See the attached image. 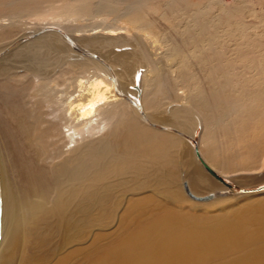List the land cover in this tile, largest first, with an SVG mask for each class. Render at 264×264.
<instances>
[{"label": "bare ground", "instance_id": "1", "mask_svg": "<svg viewBox=\"0 0 264 264\" xmlns=\"http://www.w3.org/2000/svg\"><path fill=\"white\" fill-rule=\"evenodd\" d=\"M160 3L158 9L169 21L172 22V18L176 15V19L192 22L194 27L187 26L186 29L190 34L194 32V36L190 37L194 44L189 45L184 41L174 42L165 50L166 55L182 58L189 48H193V51L201 49V59L205 61L209 58L213 45L219 43L216 40L217 34L211 35L210 28L224 23L223 18L229 21L234 16V11L239 10V7L229 10V6L221 3L212 5L209 0H170V2L160 0ZM4 5L13 9L15 0H6ZM145 5L146 0H96L95 4L91 5L88 2L79 4L74 2L70 15L62 16L54 12L45 14L36 21L40 22L45 16H50L53 19H63L64 22H80L93 18L104 20L106 17L109 22L131 25L154 23L146 21ZM147 5L152 6L151 3ZM26 9H30V5ZM29 11L17 10L16 14L11 11L0 16V20L9 23L7 27H1L0 39L9 40L14 35L11 28H17L21 23H30L31 19L20 21L24 20V15ZM212 15L213 19L210 20ZM247 18L244 16L240 22L248 23L245 21ZM228 27L231 33L227 37L228 42L223 53L230 54L229 62L233 67L234 62L241 59L239 54L243 46L238 39L241 29L236 23H229ZM118 29H123L125 33L132 35L129 29ZM115 30L111 29L109 33L107 32L109 37H84L80 43L86 49L95 50L103 57L106 56L104 58L110 65L107 67H112L117 77L119 94L113 92V84L108 81L110 71L103 70L100 64L91 59H86L83 63L74 62L76 60L68 61L66 57L55 54V58L49 62L39 56L30 63L32 68L27 67V75L11 73L13 69L10 66L35 54L32 51V54L29 53L30 48L36 42L41 45L42 37L26 45L24 43L15 45L16 41L13 42L9 45L11 48H6L9 53L0 58V74L14 81L13 85L4 87L6 93L0 97L2 100L0 115L2 113L5 115L6 118L3 119L6 122L3 121L6 125L3 126L2 119L0 123L2 127L6 126L4 136L19 159L16 161L17 166L15 161L13 162V168L19 171V180L14 179L18 191L13 194L10 188L7 193L3 190V208L0 185V264H36L44 257L52 242H56L58 247L76 242L78 232L86 226L85 223L93 219L92 212L95 209L109 211L112 198L121 190L137 192L150 189L169 200H174L179 197V183L183 179L195 195L207 190L219 189L202 169L204 168L214 179L217 177L209 173L201 163L202 160L214 170L213 166L221 160L216 154L214 139L207 138L205 147H199L196 152L192 145L186 142L175 139L176 141L172 143L174 147H171L166 144L167 142H160L150 133H139L142 127L138 121L140 113L138 104L154 122H158V119L166 113V107L164 114L159 110L158 95L169 94L173 88L162 85L165 80L161 83L159 72L151 60L153 56L151 52L148 49L144 50L137 44L138 42L131 48L125 45L123 41L125 37L112 36L117 35L114 34ZM256 45L260 48L261 42H256ZM220 56L221 54L215 53L212 60H217ZM251 59L253 61L251 68L264 76V65H262L264 57L253 54ZM144 62L149 64L150 70L148 73L144 70L142 74L138 72V66ZM46 63L52 65L49 66V71L45 69L48 67L44 66ZM89 69L92 70L93 79L87 80L88 84H86L85 77L78 78V74H86ZM211 69L213 68L209 67L207 70ZM186 74L183 69L179 72V76ZM134 75L137 79H134ZM213 75L214 73L211 72V76ZM34 80L37 83L49 81L56 86V89L63 85L67 87L53 94V97H50L53 100L48 98L44 103L41 99L33 105H28L25 103L28 97L25 100V96L29 85L34 84ZM222 86H227V82L223 81ZM128 95L132 97L129 98ZM222 100L229 101V98ZM189 101L191 104L199 105L196 108L192 107L193 110L186 105L171 107L166 123L186 129L192 127L191 135L198 129L199 123L202 141L206 122L214 123L215 114L202 96ZM177 102L171 100L168 104ZM2 107H5L6 111L2 110ZM193 116L197 117V122ZM104 131L105 135L94 142L85 139L93 138L94 135ZM79 141L84 142L78 145ZM29 146L32 148L40 146V150L33 154L28 165L25 150ZM11 147L8 148V153ZM194 156L201 158L199 162L203 168L195 163ZM42 157H46L52 165L49 173L45 172L43 167L41 169L33 167V161L38 164ZM15 176L17 177L16 174ZM212 197L213 195L208 199ZM42 202L47 204L46 208L39 205ZM147 211L148 209L141 207L140 202H133L125 217L127 224L140 226ZM246 226H249L248 233L243 234L246 243L260 245L264 240V214L241 223L238 228ZM231 229L232 227L226 223L191 228L190 240L204 243L206 250L214 254L217 250L237 247V239L228 238ZM157 231L160 236L172 237L178 233L173 225H167L163 229L157 228ZM154 234L155 232H147L144 234V239ZM137 245L138 243L127 242L122 246V250L119 249L120 253H112L109 259L120 260L124 264L120 256Z\"/></svg>", "mask_w": 264, "mask_h": 264}, {"label": "rangeland", "instance_id": "2", "mask_svg": "<svg viewBox=\"0 0 264 264\" xmlns=\"http://www.w3.org/2000/svg\"><path fill=\"white\" fill-rule=\"evenodd\" d=\"M5 1L0 0V16L11 11L16 14L17 10L18 12L30 10L24 15V20L20 21L24 22L31 19V22L21 23V26L11 28L14 35L12 34L13 36L9 40L0 39V58L9 53L7 49L11 48L9 45L15 41V45H23V43L26 45V43L28 44L41 37L42 42L44 41V44L40 42L41 45L36 44L38 42L33 43L34 45L30 48L29 53L32 54L33 52L36 55L34 54L33 58L27 56L28 58L25 57L21 59L22 61L20 60V62L10 66L13 69L10 71L11 73L27 75V67H30L33 59L39 56L40 58L44 57V61L49 62L57 55L66 57L68 61L76 60L74 62L81 61L82 63L86 59H91L100 64L103 70L110 71V76L107 77L108 81L113 84V92L119 94L117 92V77L113 68L107 67L110 65L104 58L106 56L103 57L95 50L86 49L80 43V40L84 37H109L107 32L109 33L111 29H117L114 33L117 35H112L113 37L123 36L125 37L123 39L124 44L130 48L138 42L137 44L144 50L148 49L151 52V55H153L151 60H153V65L159 72L161 83L162 80H165L162 85L173 88V91L169 94L158 95L159 110L163 114L166 107V113L158 119V122H154L144 108L138 104L140 110L138 121L142 127L139 133H150L157 140L167 142L166 144L171 147H174L172 143L180 140L191 144L196 152L199 147H205V142H208V139L211 138L215 140L216 154L221 158L213 166L214 170L211 168L220 177V180L217 178L216 180L204 170L199 162L201 158L194 156L195 163L203 168L204 174L219 189L207 190L200 195H195L190 191L186 180L183 179L179 183V197L174 200H169L150 189L137 192L121 190L116 194V197L112 198L109 211L95 209L92 212L93 219L85 223L86 226L78 232L76 242L59 247L56 242H52L44 257L37 263L122 264L120 260H110L109 256L115 252L120 253L119 249L122 250L125 243L134 242L138 245L129 251H125L120 256V259L123 258L124 264H264V240L260 245L247 244L243 234L248 233L247 229L250 225L238 228L241 223L264 214V76L256 73L251 68L253 66L251 59L253 54L264 57V0H209L212 5L221 3L229 6V10L233 7H239V10L234 11V16L229 21L223 18L224 23H219L218 27L210 28L211 35L217 34L216 40L219 43L213 45L207 61L201 59V49L193 51V48H189L182 58L166 55L165 50L174 42L184 41L189 45H193V40L190 37L194 36V32L190 34L186 29L187 26L194 27L191 24L192 22L179 20L180 18L176 19V15L172 18V22L169 21L163 12L158 9L161 6L160 0H146L145 19L154 23H139L136 25L109 22L106 17H104V20L93 18L80 22H64L63 19L59 20L45 16L42 21H36L37 18L54 12L62 16L70 15V9L74 2H78V4L88 2L91 5L95 4L96 0H15L13 9L4 5ZM148 3H151L152 6H148ZM28 5H30V9H26ZM244 16L248 17L245 20L248 23L240 22ZM212 19L213 15L210 20ZM229 23H236L240 26L241 31L239 30L238 39L243 46L239 54L241 59L235 61L233 67L229 62L230 54L223 53L228 42L227 37L231 33L230 27H228ZM8 24L6 20H0V31L1 27H7ZM118 28L129 29L132 35L130 36L128 32L125 33L123 29ZM132 37H135L137 41ZM136 37L139 38L140 42ZM256 42H261L260 48H258L259 45H256ZM115 48L113 49L115 50ZM215 53L221 54V56L217 60H212ZM44 66H48L44 68L49 71V66L52 65L46 63ZM209 67L213 69L207 70ZM182 69L187 73L186 76H179ZM144 70L147 73L150 70L147 62L138 66L139 73L143 74ZM210 71L214 73L213 76H211ZM135 75L134 79H137ZM1 76L0 74V97L6 93L3 90L4 87L14 83L13 79L10 81L6 76ZM79 76L85 77L86 84H88L87 80L93 79L91 69L86 74H78V78ZM223 81L227 82V86H222ZM52 85L53 83L49 81H39L37 83L34 80V84H30L27 94L25 93L27 95L25 100L28 97L25 103L33 105L41 99L45 103L58 90L67 87L63 85L56 89V86ZM198 96L204 98V102L209 104L213 109V114H215L214 123L206 122L202 141L200 139L199 123L197 125L198 129L193 131V135H191L192 127L186 129L179 125H167L166 123L171 107L186 105L193 110L199 104H191L189 99ZM226 97L229 98V101L222 100ZM171 100L178 102L168 104ZM207 100L212 104L208 103ZM0 101L1 106V98ZM4 108L2 107V110L6 111ZM235 114H238V116ZM0 117V121L2 119L1 123H4L3 126L6 125L5 115L2 113ZM193 117L197 122V117ZM1 123L0 185L3 208V190L7 193L10 188L13 194L18 191V185L15 181L18 179L19 171L13 168V162L15 161L14 163L17 166L16 161L19 159L12 149L13 147H11L12 145L5 138L4 128L6 126L2 127ZM104 135L105 131L94 135L93 138L87 137L85 139L94 142ZM83 142L79 141L78 145L83 144ZM5 143H8L7 145L11 147L9 153V147ZM39 150L40 146L26 148L28 165L33 158V154L35 155V152ZM51 166L46 157H42L41 162H38V164L33 161L35 169L43 167L47 173H49ZM212 195V199H208ZM136 201L140 202L141 207L148 209L141 225L138 227L128 225L125 218L130 204ZM39 205L42 208L47 206L45 202L39 203ZM214 223H226L232 227L228 238L231 240L237 239V247L217 250L216 253L211 254L206 250L204 243L190 240L191 228ZM167 225H173L177 228L178 233L176 236L159 235L157 228L163 229ZM251 227L254 228V226ZM147 232H155V234L145 240L144 234ZM239 232L242 234H239Z\"/></svg>", "mask_w": 264, "mask_h": 264}, {"label": "water", "instance_id": "3", "mask_svg": "<svg viewBox=\"0 0 264 264\" xmlns=\"http://www.w3.org/2000/svg\"><path fill=\"white\" fill-rule=\"evenodd\" d=\"M201 163L207 169L209 173L213 174L217 178H220L215 172H213V170L209 166H207L204 162H202V160H201ZM0 211H1V207H0Z\"/></svg>", "mask_w": 264, "mask_h": 264}]
</instances>
